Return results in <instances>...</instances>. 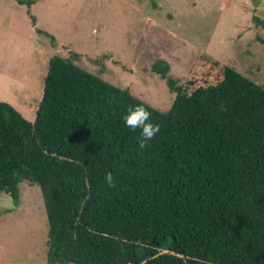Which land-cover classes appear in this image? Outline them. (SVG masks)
Here are the masks:
<instances>
[{
    "label": "trees",
    "instance_id": "1",
    "mask_svg": "<svg viewBox=\"0 0 264 264\" xmlns=\"http://www.w3.org/2000/svg\"><path fill=\"white\" fill-rule=\"evenodd\" d=\"M75 56L49 59L33 122L0 102V191L17 206L39 187L47 264H264V87L224 67L186 93L157 59L175 94L159 111ZM137 104L160 126L145 149L122 120Z\"/></svg>",
    "mask_w": 264,
    "mask_h": 264
},
{
    "label": "rangeland",
    "instance_id": "2",
    "mask_svg": "<svg viewBox=\"0 0 264 264\" xmlns=\"http://www.w3.org/2000/svg\"><path fill=\"white\" fill-rule=\"evenodd\" d=\"M258 37L264 0H37L30 8L0 0V102L33 122L54 55L75 54L83 70L159 111L175 94L150 71L157 59L186 93L216 84L224 67L264 87ZM18 188L17 206L0 191V264H47L41 191L26 181Z\"/></svg>",
    "mask_w": 264,
    "mask_h": 264
},
{
    "label": "clouds",
    "instance_id": "3",
    "mask_svg": "<svg viewBox=\"0 0 264 264\" xmlns=\"http://www.w3.org/2000/svg\"><path fill=\"white\" fill-rule=\"evenodd\" d=\"M151 113L142 105H129L122 116V120L127 128L132 131L140 130L138 146L145 149L150 141L160 130L159 124H154L150 120ZM105 182L110 187H115V180L111 172L105 173Z\"/></svg>",
    "mask_w": 264,
    "mask_h": 264
}]
</instances>
